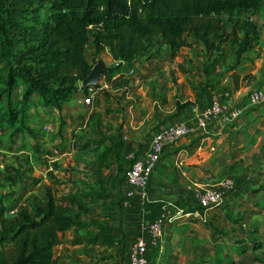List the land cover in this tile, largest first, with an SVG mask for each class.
I'll return each instance as SVG.
<instances>
[{"label":"rangeland","instance_id":"1","mask_svg":"<svg viewBox=\"0 0 264 264\" xmlns=\"http://www.w3.org/2000/svg\"><path fill=\"white\" fill-rule=\"evenodd\" d=\"M251 18L258 27V41L256 48L242 58L237 57V47L227 35L214 51H207L202 44L176 52L157 46L130 64L115 62L108 50L96 54L90 42L85 49L89 64L93 68L101 57L107 65L101 77L107 87L91 104L83 102L88 92L82 90L81 83L61 111L36 103L31 106L26 119L28 130L19 132L17 127L7 125L0 128V201L9 209V215L25 205L43 202L50 184L58 188L59 196L72 191L84 205L114 210L110 205L123 195L122 183L132 159L146 158L155 133L174 121L194 124L191 116L176 115L178 107L192 106L191 111L186 109L193 114L198 105L203 109L215 96L222 97L227 92L236 95L241 91L248 96L253 91H264V9ZM226 31L230 33L231 27ZM21 91L20 86L15 96ZM256 108L264 116V104ZM49 127L54 131L48 132ZM227 131L209 141L205 133L198 139L189 135L165 150L167 154L170 148L191 137L193 145L200 144L188 155L187 159H198L192 160L187 171L196 175V187L221 190L223 202L208 208L215 217L205 212L206 221L179 217L166 221L161 240L151 249V259L162 255L161 250L167 248L172 237L168 248L179 257L180 264H264V161L253 157L264 145V138L260 140L264 134H258L259 129L253 133L252 128L235 134ZM214 142L219 144L212 150ZM160 165L164 167L159 163L155 173ZM179 172L174 164L166 167L161 177L153 178V174L147 187L149 201L141 200L134 213L123 218L124 227L119 233L124 237L119 249L97 262L92 259L90 264H129L132 238L139 235L141 228L143 217L139 214L145 210L144 219L153 221L169 202L175 206L169 213L175 215L178 211L177 203L169 200L171 193L160 190L177 189ZM10 174L19 178L15 185L6 181ZM224 183H228L227 188ZM253 189L257 191L251 192ZM196 201L191 194L193 209L200 208ZM88 210L87 207L82 218L123 215L88 214ZM163 260L155 264H163Z\"/></svg>","mask_w":264,"mask_h":264},{"label":"trees","instance_id":"2","mask_svg":"<svg viewBox=\"0 0 264 264\" xmlns=\"http://www.w3.org/2000/svg\"><path fill=\"white\" fill-rule=\"evenodd\" d=\"M262 9L264 0H0V128L28 130L35 103L61 111L92 69L85 57L90 42L96 54L108 50L115 62L130 64L157 46L176 52L202 44L214 51L227 35L242 58L256 48L251 17ZM253 157L264 161V145ZM6 181L15 185L19 178L10 174ZM85 210L80 197L59 196L54 184L43 202L13 216L0 201V264H62L55 248ZM160 254L148 255L150 263L180 264L169 248Z\"/></svg>","mask_w":264,"mask_h":264},{"label":"crops","instance_id":"3","mask_svg":"<svg viewBox=\"0 0 264 264\" xmlns=\"http://www.w3.org/2000/svg\"><path fill=\"white\" fill-rule=\"evenodd\" d=\"M224 95L225 94H223V96ZM223 96H222V98H223ZM231 96H232V98L236 104L242 106V105H244V103L246 101L247 94L243 95L242 92L239 91L236 95L233 92H231ZM198 107L200 108L199 105L197 106V108ZM189 109L191 111L192 107ZM189 109L183 110L181 112V114L185 115L186 117H187V115H188V117L191 116V118H189L191 120V119H193L194 113L191 114V112H190V114H189ZM257 110H258V108L255 107V108L247 111L246 113H244L242 115V117L239 120L234 121L232 123H223L221 121H218V122H215L214 124H212L211 126H209L207 129L196 128L195 132L192 133L191 135H195L193 138L198 139L201 137L200 134L204 135V133H205L208 138L207 139L204 138V139L206 141H209L210 140L209 138L220 136L222 131H224L226 129L228 131L233 132V134H235L243 128H246V130H249L250 128H252L253 133L257 132L256 129H259L260 132H257V133L259 134V133L263 132V134H264V126H262V125H264V116L259 115ZM182 115L180 117L181 118L180 120H182V118H183ZM189 119H186V121H190ZM175 123H186V122H182V121L181 122H177V121L175 122L174 121L171 124H175ZM189 126L196 127L195 122H194V124L192 122V125H189ZM261 136H260V140H262L264 138ZM193 138L191 137L190 140L183 141L182 143L175 145L174 147L170 148V151L167 154L166 153L164 154L165 158L160 162V164H162L164 167H162L160 165L157 173H155L153 176V178L161 177L162 172L166 170V167L169 168L174 164L181 170V173L180 172L178 173L180 178H179V183H178L177 189L176 188L175 189H168V190L163 189V191L160 190L162 193L164 191H166V192L169 191L171 193V195L169 196V200L171 202L175 201L178 205L182 204L181 206L180 205L178 206L177 204H175L173 202L176 205L177 210H181L184 213L183 215L179 216V219H181V220H184L187 218L193 220V218L187 216V214L189 212H192L193 210H195L191 207L192 205L189 202V199H190L191 194L194 195V190L197 186L195 184L196 178H194L196 175L194 174L193 171L192 172L187 171L189 169L188 165L193 163L192 160L197 161V159H198V157H192L190 159H187L190 152L192 150H194L198 145H200V144H194L193 145V141H194ZM204 139H203V141H204ZM218 144H219V142L212 143L211 149L215 150L214 146H216ZM165 176L167 177V174ZM173 180H174V178H173ZM153 184H154V182H153ZM122 187H123L122 197L121 198L119 197L118 198L119 200L118 199L114 200V205H112V204L110 205V206H112V208H114V210H112V209L108 210L107 208H105L103 206L97 207V206H92V205H85V208H86L85 212H87V207L89 208L88 214H89V212L90 213L95 212L97 215L99 213H102L103 216H107L108 213L111 212L113 214V216L118 215L120 213L123 215H120V217L115 216V218L114 217H111V218L108 217V219L107 218L104 219V217L103 218L102 217L97 218L99 216L96 217V215L95 216L94 215L93 216L88 215L89 217L82 218L80 223L75 228H73V229H71L65 233L63 242L55 248V255H56V257L59 258V260L62 264H90V261L92 259H95V261L97 262V259L101 260L102 258L109 257V256H107V254L112 253V251L115 248L117 249V247H118V249H119L121 238L124 237L123 233L122 234L119 233L120 230L124 227V223H125L123 221L124 216L126 218H129L131 216V212L133 211V213H134V210L137 209V207H138L137 205H140V203L142 204L139 195H137V197H135L134 199L129 201L128 205H125V203H124L125 202V192L128 188L126 180H125V182L122 183ZM188 190L192 191V193L189 192ZM71 193H72V191H69L68 194H71ZM72 194H75V193H72ZM196 202H197V206H199L198 201H196ZM208 211L210 212V215H212V218L215 217V212L213 210L211 211V209H208L206 211H203L205 221L207 219L205 212H208ZM102 214H101V216H102ZM146 214H147V212L145 210H143L142 214L141 213L139 214L140 217H143L142 222H141V226L146 221L145 220L146 218L144 219ZM125 225H128V224H125ZM140 233H141V228H139L138 234L140 235ZM170 238L171 239L168 240L169 243L167 244V248L170 247V242L173 241L172 237H170ZM132 239H134V241H135L136 237H133ZM134 241H133V243H134ZM133 243H132V245H133ZM157 244H158V242L155 244H151L152 248H153V246L156 247ZM132 245H131V247H132ZM131 247H130V250H131ZM129 253H130V251H129Z\"/></svg>","mask_w":264,"mask_h":264},{"label":"built area","instance_id":"4","mask_svg":"<svg viewBox=\"0 0 264 264\" xmlns=\"http://www.w3.org/2000/svg\"><path fill=\"white\" fill-rule=\"evenodd\" d=\"M106 87L107 85L103 79L100 80L97 86L89 87L88 96L83 100L84 104H91L100 91ZM262 104H264V91L262 90L248 94L242 106L236 104L231 94L227 92L223 98L215 96L207 107L203 109L196 107L193 109V121L196 127L189 126L186 123H175L155 133L146 152V158L132 159V164L126 176L128 188L125 192V205H128L129 201L137 197V195L143 202L149 201L147 187L167 148L194 133L196 128L207 129L218 121L232 123L239 120L247 111ZM50 131H54V128L49 127L48 132ZM223 186L227 188L228 183H224ZM194 196L200 208L189 212L187 216L197 220H204V208L217 206L223 202V192L219 189L196 187ZM170 208L175 210V206L172 203L164 204L157 219L145 221L142 224L141 233L136 237L129 253V264H151L148 257L149 245L161 240L163 225L166 221L171 222L184 214L181 210H178L175 215H171L169 213Z\"/></svg>","mask_w":264,"mask_h":264},{"label":"water","instance_id":"5","mask_svg":"<svg viewBox=\"0 0 264 264\" xmlns=\"http://www.w3.org/2000/svg\"><path fill=\"white\" fill-rule=\"evenodd\" d=\"M107 69L105 61L99 57L96 65L90 70L87 78L82 82L83 88L95 87L100 83L101 77Z\"/></svg>","mask_w":264,"mask_h":264}]
</instances>
